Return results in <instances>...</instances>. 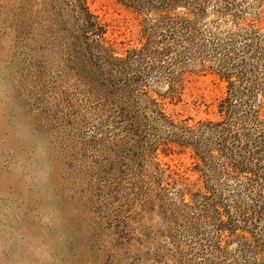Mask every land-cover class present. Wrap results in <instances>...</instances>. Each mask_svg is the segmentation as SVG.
<instances>
[{
  "label": "rangeland",
  "instance_id": "rangeland-1",
  "mask_svg": "<svg viewBox=\"0 0 264 264\" xmlns=\"http://www.w3.org/2000/svg\"><path fill=\"white\" fill-rule=\"evenodd\" d=\"M87 4L116 54L165 39L176 57L185 56L176 65L182 76L175 95L155 77L151 88L163 94L158 101L175 122L223 123L221 146L240 177L222 175L218 151L202 164L190 147L175 144L157 148L159 167L213 187L230 209L264 207V0L177 3L170 11L188 12L183 28L154 25L153 6ZM62 12V0H0V264H206L209 228L190 229L149 202L132 204L119 197L122 188L113 197L104 195L107 186L98 190L90 134L107 113L86 99L66 65ZM230 91L231 103L221 109ZM203 137V147L214 149V137ZM250 169L260 178L249 180ZM237 233L222 238L213 262L264 264L244 238L250 233Z\"/></svg>",
  "mask_w": 264,
  "mask_h": 264
},
{
  "label": "trees",
  "instance_id": "trees-1",
  "mask_svg": "<svg viewBox=\"0 0 264 264\" xmlns=\"http://www.w3.org/2000/svg\"><path fill=\"white\" fill-rule=\"evenodd\" d=\"M62 1L59 31H62L66 65L79 79L81 88L87 91L86 99L94 98L99 112L107 113L105 118L94 122L90 134L94 141L92 154L94 164H97L94 181L98 190L107 186L108 193L104 195L113 197L114 190V194H119L122 188L124 191L119 197L132 204L135 200L142 204L149 202L164 212L183 217L190 222V229L209 228L206 264H217L213 260L222 252V238L238 237L237 230L250 233L244 238L259 251L261 261H264V207H225L213 187L197 186L195 182H187L186 178H175L154 160L157 148L169 144L190 147L202 164L212 163L211 159L217 157L213 151H218L222 175L240 177L234 169L238 165L221 146L227 138L223 123L198 121L189 125L185 120L175 122L165 114L158 101L163 94L151 88L150 80L155 77L166 84V94L175 95L182 76L176 72V68L182 67L176 65L180 61L185 63V56L176 57L173 44L165 39L146 41L141 47L127 49L123 55H118L105 41L104 26L90 10L87 0ZM121 1L138 10L153 6L158 10L154 25L173 28L180 23L183 28L190 22L188 12L177 15L171 14L170 10L177 3L191 0ZM221 103V109L231 103V91ZM71 115L69 111L63 118L69 120ZM204 135L214 137L213 145L209 147L214 149L203 147ZM257 152H250L249 157H254ZM248 172L249 180L260 178L253 170ZM186 196L188 200H185ZM259 223L261 228L256 230ZM117 224L111 226L117 229Z\"/></svg>",
  "mask_w": 264,
  "mask_h": 264
}]
</instances>
